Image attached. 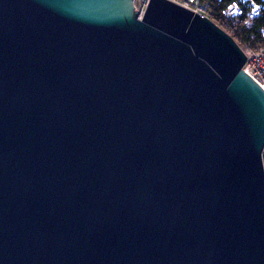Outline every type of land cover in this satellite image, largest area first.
Wrapping results in <instances>:
<instances>
[{"label": "water", "instance_id": "1", "mask_svg": "<svg viewBox=\"0 0 264 264\" xmlns=\"http://www.w3.org/2000/svg\"><path fill=\"white\" fill-rule=\"evenodd\" d=\"M245 62L169 0H0V264H264Z\"/></svg>", "mask_w": 264, "mask_h": 264}, {"label": "built area", "instance_id": "2", "mask_svg": "<svg viewBox=\"0 0 264 264\" xmlns=\"http://www.w3.org/2000/svg\"><path fill=\"white\" fill-rule=\"evenodd\" d=\"M150 0H133V11L137 12V20L142 18ZM189 11L210 20L238 45L246 58L242 70L250 76L264 91V27L255 32L250 31V21L261 13L264 14V0L255 3L254 0H242L245 12L238 4L228 6L217 18L210 0H169Z\"/></svg>", "mask_w": 264, "mask_h": 264}, {"label": "trees", "instance_id": "3", "mask_svg": "<svg viewBox=\"0 0 264 264\" xmlns=\"http://www.w3.org/2000/svg\"><path fill=\"white\" fill-rule=\"evenodd\" d=\"M255 3H261V0H254ZM213 8H214V17L217 18L228 6L231 4H238L240 7L244 9L245 12H249L250 8L246 7L242 0H210ZM250 31L255 32L257 28L260 26L264 27V14H260L259 16H255L250 21Z\"/></svg>", "mask_w": 264, "mask_h": 264}]
</instances>
